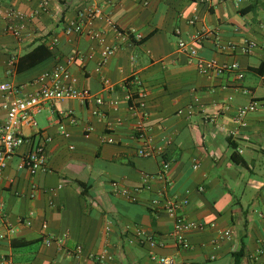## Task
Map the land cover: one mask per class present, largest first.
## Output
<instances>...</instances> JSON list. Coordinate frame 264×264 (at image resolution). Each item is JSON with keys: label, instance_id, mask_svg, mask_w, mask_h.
Segmentation results:
<instances>
[{"label": "crops", "instance_id": "0c3cea01", "mask_svg": "<svg viewBox=\"0 0 264 264\" xmlns=\"http://www.w3.org/2000/svg\"><path fill=\"white\" fill-rule=\"evenodd\" d=\"M41 1L0 0L1 10L38 12L22 38L8 32L5 20L0 24V86L10 82L19 96H28L39 89L35 81L43 73L63 64L79 87L104 103L70 98L46 104L37 115L38 127L24 129L31 143L17 151L0 177V258L16 264H159L153 252L175 257L177 264H235V253L243 250L241 264H264V0H212L200 8L195 25L189 24L195 0H53L46 12ZM89 7L100 8L101 15L82 34L67 35L66 27ZM114 25L128 33L126 38ZM202 30L210 33L197 45L199 58L236 62L239 69L202 74L197 58L178 51L181 39ZM89 32L103 34L106 45L117 47L101 70L104 45ZM55 37L59 41L51 46ZM249 41L256 47L243 52ZM41 43L52 52L47 59L21 71L10 63ZM89 53L92 58H79ZM137 76L147 91L149 134L154 145L165 146L171 162L172 184L165 194L188 196L180 212L205 226L187 233L188 249L175 241L176 219L151 207L163 182L143 183L145 175L160 173L161 162L159 156L137 153L136 88L130 82ZM2 96L0 90V102ZM252 101L257 109L242 125L238 109ZM189 106L196 109L191 116ZM5 116L0 107V126ZM60 122L69 138L60 132ZM88 126L94 129L86 136ZM41 135L53 138L47 146L50 170L34 175L18 170L21 155ZM115 181L132 196L115 192ZM127 226L147 230L157 246L131 242L135 236ZM227 230L230 236L222 237ZM92 253L99 258L89 257Z\"/></svg>", "mask_w": 264, "mask_h": 264}, {"label": "built area", "instance_id": "2783aa9c", "mask_svg": "<svg viewBox=\"0 0 264 264\" xmlns=\"http://www.w3.org/2000/svg\"><path fill=\"white\" fill-rule=\"evenodd\" d=\"M236 3H240L243 0H234ZM53 0H42L41 1V12H46L50 8ZM212 0H195L193 6V15L189 19V24L195 25L200 21V8H208L211 5ZM38 12H23L21 10L9 7L6 9H0V24L5 20L7 22V30L14 36L22 38L26 33V24L29 20H33L37 16ZM101 15L100 8L89 7L81 12H79L77 19L70 22L66 27L65 33L70 35L72 33L82 34L85 30V25L92 24L95 19ZM114 30H116L118 36L121 39L126 38L127 32L123 31L116 25H114ZM210 32L206 30L198 31L192 35L191 39H181L178 45V51L189 55L192 58H197V66L202 74L210 75L214 72L220 73L225 70L239 69L238 63L232 64H222L216 59H203L198 56L197 45L207 36ZM92 38L98 39V41L104 45L100 60L98 61L97 70L101 68L108 62L111 56L114 55L117 47L112 45H106L105 36L97 32H89ZM132 34L136 40H141L143 38L140 32L132 30ZM59 38H53L51 46L57 44ZM256 47V42L249 41L244 47H242L243 52H249ZM228 48V47H226ZM229 48H234V46H229ZM93 54L88 55L80 54V59L92 58ZM19 61L18 57L13 56L10 63L16 65ZM242 72L239 73V77H242ZM105 83H109L107 79H104ZM131 84L136 88L135 100L132 105L133 111L136 113V124L134 127V136L139 141L140 145L137 148V153L143 157L159 156L161 162V171L157 175L147 174L143 178V183L150 187V182L152 180H160L163 182V187L158 190L156 197L151 200V207L156 211H163L171 217L176 219L175 230L173 236L178 246L182 248H190L191 243L187 237V233L191 230L204 229V224L200 222L190 221L183 215L180 211L189 203L188 196L179 197L174 195L169 197L165 194L166 188L171 186L172 178L169 175L171 162L166 157V149L164 145H154L153 139L149 134L148 118L149 113L146 109V97L147 91L143 80L140 77H134L131 79ZM39 84V89L29 94L28 96H19V90L10 82L1 84L0 90L3 93L2 100L0 102V107L5 111V121L0 126V177L4 174V171L10 166L11 161L17 154V151L25 144L31 143L29 136L24 134L25 128H36L38 127L37 115L41 113L46 104H53L65 99L78 98L83 102H88L90 100H95L97 104L102 105L104 99L91 92L88 88H81L78 86L77 77L63 64H58L56 67L48 72L43 73L36 81ZM114 109L118 108V101L113 102ZM228 108V105H226ZM257 109V103L255 101L249 102L238 109L237 121L245 125L246 117L250 112ZM196 109L194 106H189L187 109V114L189 116L195 113ZM183 110H179V113H183ZM94 115H104L100 110H93ZM107 127L111 130L113 124L108 123ZM60 132L67 138L70 137V132L66 129L65 125L59 123ZM92 126L86 128V136H88L93 131ZM52 137L49 135H41L40 141L36 144L31 145L30 149L21 155V161L17 165L18 170H26L31 175L38 172L49 171L48 161H47V146L52 141ZM107 142L113 143V136H108ZM171 143V141H167ZM71 148H74L71 146ZM198 166L196 165L195 168ZM113 189L117 193L124 194L126 196H132L129 189L124 188L119 182L112 183ZM60 188V187H59ZM203 190V187H199ZM52 192H55L53 189ZM190 190L186 193L189 194ZM3 204H0V218H2ZM28 225L32 222L30 219L26 221ZM213 226V225H212ZM43 228H47V224L43 225ZM128 230L134 232V238L131 242L137 240L141 244H150L152 247L157 246L158 242L154 240V237L147 230L135 227L127 226ZM13 231V230H11ZM222 237L230 236V231L221 232ZM1 237H3L1 235ZM53 238L49 236L46 239L47 244L52 243ZM218 246V244H215ZM76 254L79 256L83 254L82 246L76 247ZM97 255L90 254L89 257L94 258ZM99 258V256H97ZM105 255L102 254L100 259L103 261ZM151 257L156 260L159 264H177L175 257L172 256H159L152 252ZM0 264H16L11 258L7 256H2L0 258Z\"/></svg>", "mask_w": 264, "mask_h": 264}, {"label": "trees", "instance_id": "16d2710c", "mask_svg": "<svg viewBox=\"0 0 264 264\" xmlns=\"http://www.w3.org/2000/svg\"><path fill=\"white\" fill-rule=\"evenodd\" d=\"M51 55L52 52L49 47L45 43H41L19 58L17 69L21 71L23 69L32 67L44 59H47ZM78 183L80 185H84L82 182ZM243 255V250L235 253V264H241Z\"/></svg>", "mask_w": 264, "mask_h": 264}]
</instances>
